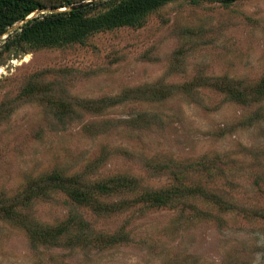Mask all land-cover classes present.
I'll list each match as a JSON object with an SVG mask.
<instances>
[{
	"label": "rangeland",
	"instance_id": "rangeland-1",
	"mask_svg": "<svg viewBox=\"0 0 264 264\" xmlns=\"http://www.w3.org/2000/svg\"><path fill=\"white\" fill-rule=\"evenodd\" d=\"M6 38L0 264H264V0H174L76 44ZM61 175L140 189L82 202L51 190ZM177 187L230 205L139 198ZM72 220L52 241L33 231Z\"/></svg>",
	"mask_w": 264,
	"mask_h": 264
},
{
	"label": "trees",
	"instance_id": "trees-1",
	"mask_svg": "<svg viewBox=\"0 0 264 264\" xmlns=\"http://www.w3.org/2000/svg\"><path fill=\"white\" fill-rule=\"evenodd\" d=\"M86 1L89 0H0V37L7 34L5 43L16 39L20 42L35 43L44 47L81 43L89 36L102 30L138 26L149 13L174 0H99L82 9L60 11ZM35 12L39 13L27 20ZM97 12L99 13L96 14ZM21 22H24L23 25L9 31ZM225 92L234 95L232 96L234 98L239 97L240 103H248L243 94H234L230 87ZM259 94H262V91H259ZM52 183L51 190H60L72 199H78L82 202L90 197L92 199L94 193L101 197L115 193L133 195L140 189L137 180L134 178L119 180L115 186L110 185L107 181H101L95 184L93 191L82 184L83 180L76 179L75 176H54L51 178L50 185ZM142 190L144 191L139 198L149 206L156 208L171 207L179 200L189 201L196 194L217 206L225 207V210L230 205V202H224L225 200L218 194L207 191L203 194L202 188L199 189V187L184 190L180 187ZM135 199L136 196L132 198L124 196L121 201L127 205L129 202H135ZM93 201L95 202V212L104 209L108 212L120 210L114 204L106 206L101 204L99 198L93 199ZM257 214L255 212V216H258ZM72 222L73 220L61 226L58 232L52 229L50 230L53 232L45 231L40 226L34 227L33 231L43 236L47 241H52L69 231L73 225ZM82 229L84 230L86 227L83 226ZM89 230L90 226L87 231Z\"/></svg>",
	"mask_w": 264,
	"mask_h": 264
},
{
	"label": "water",
	"instance_id": "water-1",
	"mask_svg": "<svg viewBox=\"0 0 264 264\" xmlns=\"http://www.w3.org/2000/svg\"><path fill=\"white\" fill-rule=\"evenodd\" d=\"M99 0H89V1H86V2H83V3H79V4H75V5H72L71 7L69 8H65L63 10H60V11H66V10H77V9H82V8H85L87 6H90L91 4H93L94 2H97ZM35 15H31L27 18V20L31 19L32 17H34ZM24 22H21L20 24L23 25ZM20 25V26H21Z\"/></svg>",
	"mask_w": 264,
	"mask_h": 264
}]
</instances>
